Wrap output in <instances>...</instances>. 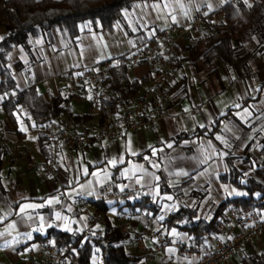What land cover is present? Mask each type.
Segmentation results:
<instances>
[{
  "label": "crops",
  "instance_id": "obj_1",
  "mask_svg": "<svg viewBox=\"0 0 264 264\" xmlns=\"http://www.w3.org/2000/svg\"><path fill=\"white\" fill-rule=\"evenodd\" d=\"M5 1L0 0V37L7 34L8 14ZM238 1L251 4L253 0H195V3L182 0L183 8L174 0L171 3L169 0H159L162 11L144 7L146 2L152 5L158 0H136L131 7L121 11L120 19L110 30L94 28L88 21L80 24V33L71 45L66 44L55 29L39 30L37 34L29 35L25 44H18L9 52L8 67L15 86L0 93V97H3L0 99L1 134L9 146L24 147L30 152L29 159L37 165L41 164L46 158V152L39 145L36 132L38 127L18 107L12 112V124L3 107L7 100L16 99L18 93L32 86L46 99L50 95L66 94L67 83L60 77L64 70L116 58L127 52L135 40L150 37L152 30L157 32L161 28L192 20ZM164 4H169V7L164 8ZM185 11L188 12L187 16L183 15ZM148 13H151L150 18ZM173 15L178 22H172ZM142 20L147 23V28L140 27ZM134 27L139 30L133 31ZM212 30L205 33L202 26L197 27L186 39L177 43L176 59L182 60L174 65V73L169 82V107L165 118L144 122L137 129L120 134L112 140H94L82 149L63 148L60 166L54 177L40 167H31L25 162L16 163L5 152L1 154L0 216L5 219L0 221V232H5L8 224L19 220L15 212L21 203L44 204L53 196H59L61 203L29 210L32 219L5 232L0 237V264H22L30 250L39 249L46 243L50 230L83 235L85 238L102 234L108 224L117 228L115 218L119 214L126 217L134 231L141 230L153 218L160 225L163 234H170L180 242H189L193 239L186 229L176 226L166 228L165 221L173 212L184 207L189 210L192 221H208L215 217L217 223L225 219L230 204L221 210L220 205L245 196L243 184L247 180L262 182L256 168L263 160L264 36H259L252 28L228 26L235 58L232 62H225L209 52L214 42L202 41ZM114 65L115 63L112 66ZM154 73L148 64L140 62L127 66L126 76L128 81H133L149 75L150 78L145 83H151L155 79ZM140 91L141 86L133 93ZM87 97L86 91L82 92L80 100L71 97L67 111L54 120L58 121L71 114H89L91 119L85 122L98 123L100 108L89 111ZM237 104L240 105L239 108L235 107ZM245 108L251 112V116L244 113ZM201 124L205 127L201 128ZM42 128L45 131L44 125ZM218 135L222 137L221 140L216 139ZM168 143L173 145L172 148L166 147ZM152 148H162L163 151L158 156H152ZM133 151L138 154L131 155L130 152ZM122 154L126 161L124 164L116 167L106 164V158L112 159ZM145 156L150 157L153 163H159L160 167H152L144 159ZM141 164L151 173H136L143 177L141 183H136L134 177L129 179L121 174L123 169H133L134 165ZM84 166L88 167L89 173L96 171L97 167L107 168L109 180L116 192H121L124 185L137 186L141 196H149L158 204L159 211L153 214L134 207L133 203L138 200L136 197L115 203L105 202L104 187L109 180L102 186L99 185L97 180L104 179L103 173L98 177L90 174L85 176ZM232 169L239 173L235 182L224 178V174ZM181 172L189 175H179ZM131 175L129 172L128 176ZM69 181H72L71 185ZM88 181L92 183L89 184ZM81 185L84 186L82 190ZM73 187L77 192L82 191V195H64L71 192ZM89 192L92 194L89 195ZM168 196L173 199L168 200ZM253 196L260 197L261 194L255 192ZM166 206H171V210ZM256 210L264 220V205ZM9 212L12 215H7ZM57 212L61 215L59 220L56 219ZM87 212L99 213L103 222L92 224ZM161 216L164 217L163 220L160 219ZM188 219L189 217L182 218L180 224H185ZM223 237L222 233L216 231L202 245H211ZM48 242L53 243L51 240ZM123 242L126 252L140 257L139 264H143L132 234H126ZM145 245L148 249L153 248L154 238H147ZM261 253H264V232L235 251L229 264H239L248 256L257 258ZM196 262L195 256L180 254L172 246L154 252L151 260L152 264Z\"/></svg>",
  "mask_w": 264,
  "mask_h": 264
},
{
  "label": "built area",
  "instance_id": "obj_2",
  "mask_svg": "<svg viewBox=\"0 0 264 264\" xmlns=\"http://www.w3.org/2000/svg\"><path fill=\"white\" fill-rule=\"evenodd\" d=\"M223 18L224 7H219L192 20L161 28L154 36L135 40L127 52L116 58L64 70L60 77L67 83V94L80 100L82 92L86 91L91 112L100 108L102 99L116 98V113L102 124L76 122L71 116L58 121L54 119L47 121L44 125L47 134V154L45 160L38 165L29 159L30 152L24 147L9 146L1 132L0 148L13 162H25L31 167H40L54 177L60 166L63 148L82 149L94 140H112L120 134L137 129L144 122L150 123L165 118L168 116L169 82L174 73L177 43L186 39L193 29L200 26L203 27V32L209 33L222 23ZM120 61L126 66L145 62L155 72V79L151 83L142 84L139 93L119 96L106 82V73L109 67ZM89 96L92 98L89 99ZM141 195L137 186L116 192L112 181L105 183L104 201L107 203H115L131 197L139 199ZM87 214L92 224L103 222V217L99 213L87 212ZM115 221L120 234H132L143 264H152L153 253L163 251L168 246H172L180 254L195 256L197 258L195 264H229L235 251L245 242L261 236L264 232V220L260 218L258 211L247 210L237 204H230L225 219L216 223L217 231L224 237L211 245H201L194 240L180 242L170 234H163L160 225L153 218H150L139 231H134L122 214L117 215ZM147 238H154V246L151 249L145 245ZM22 264H66V262L63 250L52 242H46L41 248L30 250Z\"/></svg>",
  "mask_w": 264,
  "mask_h": 264
},
{
  "label": "trees",
  "instance_id": "obj_3",
  "mask_svg": "<svg viewBox=\"0 0 264 264\" xmlns=\"http://www.w3.org/2000/svg\"><path fill=\"white\" fill-rule=\"evenodd\" d=\"M136 0H6L5 7L8 14L7 34L0 39V93H5L14 88V80L8 67L9 52L18 44H25L29 35H35L39 30H57L66 44L71 45L80 33V24L88 21L94 28L110 30L113 24L120 19L121 11L131 7ZM154 1V0H148ZM234 25L238 28H252L259 36H264V0H253L251 4L238 1L236 4L228 3L224 6V19L215 27L204 43L212 41L214 44L209 52L225 62H232L235 58L234 48L231 44L227 27ZM182 59H176L175 64ZM127 66L118 62L108 68L106 82L111 90L119 96L133 93L139 86L147 82L149 75L139 80L128 81L126 76ZM71 96L69 94L50 95L48 99L38 94L32 86L17 94L16 99L7 100L4 110L7 117L14 124L13 110L18 107L25 111L33 120L37 128L38 141L42 151L47 154V134L43 125L51 119L61 116L67 111V104ZM117 111V99L107 98L100 102L99 120L102 124ZM76 122H85L91 119V115H72ZM41 127V128H40ZM0 148V156L3 154ZM261 153L262 163L256 168V173L262 182L249 179L243 187L246 195L239 199L223 202L220 210L228 204H237L247 210L257 209L264 205V142ZM239 173L232 169L224 174L226 180L235 182ZM255 192H260V197H254ZM134 207L151 211L153 214L159 211V206L149 196H141L133 203ZM190 212L184 207L173 212L165 221L167 229L176 226L186 229L192 239L202 245L208 236L217 231L216 218L206 221L198 219L192 221ZM189 217L185 224L181 225L182 218ZM126 234H120L116 227L108 224L103 233L96 236H76L59 230H50L46 237L53 241L57 248L63 250L66 264H94L91 261L92 248L100 250V259L96 264H139L140 257L130 255L124 247ZM46 239L45 242H48ZM239 264H264V253L257 258L244 257Z\"/></svg>",
  "mask_w": 264,
  "mask_h": 264
},
{
  "label": "snow or ice",
  "instance_id": "obj_4",
  "mask_svg": "<svg viewBox=\"0 0 264 264\" xmlns=\"http://www.w3.org/2000/svg\"><path fill=\"white\" fill-rule=\"evenodd\" d=\"M169 2L171 3V2H173V0H169ZM174 2H175L180 8H183V7H184V5H183V3H182V0H174ZM245 2H247V0H245ZM189 3H195V0H189ZM144 7H145V8H151L152 11H156V10H161V11H162V9H161V3L159 2V0H158L157 3L152 4V5H149V4L146 2V3L144 4ZM163 7H164V8H167V7H169V4H164ZM209 10H211V5H209ZM183 15L187 16V15H188V12L185 11V12L183 13ZM148 17H149V18L151 17V13H148ZM159 18H160V17L158 16L157 19H159ZM171 19H172V22H173V23L178 22V21H177V17H176L175 15L171 16ZM147 26H148L147 23L144 22L143 20L140 22V27H141V28H147ZM138 30H139L138 28H135V27L133 28V31H138ZM149 35H150V37H151V36H154V35H155V31L152 30V31L149 33ZM0 39H3V37H0ZM76 75H82V73H76ZM91 98H92V97L89 96V99H91ZM0 99H3V97H0ZM235 107L239 108L240 105L237 104V105H235ZM243 111H244V113H245L246 115L251 116V112H249V110H248L247 108H245ZM33 126H35V125H33ZM200 127L203 128V127H205V125L201 124ZM226 127H227V126H226ZM22 130H23V129H22ZM229 131H231V130L229 129ZM216 139H217V140H221L222 137H220V136L218 135V136L216 137ZM237 139H239V137H237ZM185 143L187 144L188 141H185ZM209 144H211V142H209ZM225 145L228 146L226 141H225ZM172 146H173V145H172L171 143L166 144V147H168V148H172ZM129 147H130V145H129ZM150 147H151V146H150ZM162 151H163L162 148H161V149L152 148V156H158V153H159V152H162ZM130 154L133 155V156H135V155H137L138 153H136V152L133 151V152H130ZM222 155H227V153H222ZM144 159H145L146 161H148V162L151 164L152 167H155V168H159V167H160V164H159V163H153V162L151 161V158H150V157L145 156ZM161 159H162V158H161ZM125 162H126V161H125V158H124L123 154H122L121 156H119V157H114V158H112V159H107V158H106V164H107L109 167H116L118 164H124ZM200 162L203 163V161H200ZM97 163H99V162H97ZM129 172L132 173L131 176H128V173H129ZM139 172H143V173H145V175H151V173H149L148 170L145 168V166L142 165V164H141V165H134L133 169L125 168V169L122 170V173H121V174L127 176L129 179H131V178L134 177V178H135V182L139 184V183H141V180L143 179V177H141V176H139V175H136V173H139ZM101 173H103L104 179H103V180H97V183H98L99 185L102 186L107 180L110 179V176H109V173H108V169H107V168H99V167H97L96 171H93V172L89 173L88 167H87V166H84V167H83V175H85V176H87V175L90 174V175L93 176V177H98ZM178 174H179V175H186V176L189 175V173H187V172H181V173H178ZM200 174L203 175V173H200ZM156 179L158 180L159 177H156ZM88 183L91 184L92 181H88ZM69 184L71 185V184H72V181H69ZM80 187H81V190H82L84 186L81 185ZM127 187H130V186H129V185H124V186H122V187H121V191H123L124 188H127ZM72 193H76L77 195H82V191H81V192H77V190H76L75 187H73V188L71 189V192H66V193H64V195H69V196H71ZM88 194L91 195L92 193L89 192ZM157 194H158V193H157ZM257 195H259V194H257ZM167 199H168V200H172L173 197H172V196H168ZM60 203H61V199H60V197H59V196H53V197L48 198V199L45 201L44 204H36V203H21V204H19L18 210H16V212H15V215H16L17 217H19V220H17V221H13L12 223L8 224L7 228L5 229V232H8L10 229H16V227H17V225H18L19 223H23V222H25L26 220L32 219L29 210H34V209H36V208H43V207H45V205H49V206H50V205L60 204ZM166 207L168 208V210H171V206H166ZM69 211H71V207H70V206H69ZM7 215H12V213L9 212V213H7ZM163 218H164L163 216L160 217L161 220H163ZM4 219H5L4 216H0V221H2V220H4ZM41 219H43V217H41ZM56 219H57V220L61 219V215H60L59 212L56 213ZM97 227H99V226H97ZM69 230H70V229H69ZM5 232H0V237H3V236L5 235ZM173 232L175 233V230H173ZM29 238H31V237H30V234H29ZM169 251H173V250H172V249H169Z\"/></svg>",
  "mask_w": 264,
  "mask_h": 264
},
{
  "label": "rangeland",
  "instance_id": "obj_5",
  "mask_svg": "<svg viewBox=\"0 0 264 264\" xmlns=\"http://www.w3.org/2000/svg\"><path fill=\"white\" fill-rule=\"evenodd\" d=\"M224 19V18H223ZM100 259V250L97 247L92 248L91 261L96 264Z\"/></svg>",
  "mask_w": 264,
  "mask_h": 264
}]
</instances>
